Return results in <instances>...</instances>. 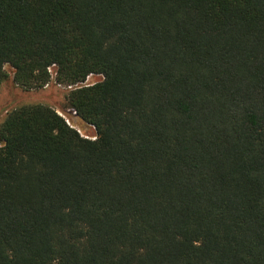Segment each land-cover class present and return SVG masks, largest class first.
Listing matches in <instances>:
<instances>
[{"label": "trees", "instance_id": "1", "mask_svg": "<svg viewBox=\"0 0 264 264\" xmlns=\"http://www.w3.org/2000/svg\"><path fill=\"white\" fill-rule=\"evenodd\" d=\"M7 67L96 138L7 111L0 264H264V0H0Z\"/></svg>", "mask_w": 264, "mask_h": 264}, {"label": "rangeland", "instance_id": "2", "mask_svg": "<svg viewBox=\"0 0 264 264\" xmlns=\"http://www.w3.org/2000/svg\"><path fill=\"white\" fill-rule=\"evenodd\" d=\"M7 68L10 76L0 87V126L7 111L11 108L30 103H44L56 108L59 113L67 116L70 119L71 124L81 130L82 134L89 137L95 136V128L92 125L86 124L77 116L69 115L65 99L68 87L63 84H58L55 81L54 69H51L53 78L49 85L41 89L26 90L14 83L11 73L12 69L10 67ZM102 79V75L91 74L88 76L86 82L92 84Z\"/></svg>", "mask_w": 264, "mask_h": 264}, {"label": "built area", "instance_id": "3", "mask_svg": "<svg viewBox=\"0 0 264 264\" xmlns=\"http://www.w3.org/2000/svg\"><path fill=\"white\" fill-rule=\"evenodd\" d=\"M70 88H71V86H69ZM68 113H69V115H73V116H77L76 115V111H74V110H72V109H68ZM60 114H62V113H60ZM65 118H66V120H67V122L69 123V124H71V121H70V119L67 117V116H65L64 114H62ZM72 125V124H71ZM73 126V125H72ZM75 127V126H74ZM76 128V127H75ZM78 131L82 134V132H81V130H79L78 129ZM83 136H85V137H89V136H86L85 134H82ZM89 138H92V139H94V138H96V136H94V137H89Z\"/></svg>", "mask_w": 264, "mask_h": 264}]
</instances>
